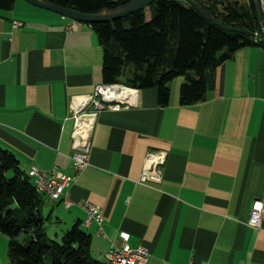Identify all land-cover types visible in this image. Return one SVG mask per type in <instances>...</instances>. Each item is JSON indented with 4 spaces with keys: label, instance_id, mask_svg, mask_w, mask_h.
<instances>
[{
    "label": "crops",
    "instance_id": "obj_1",
    "mask_svg": "<svg viewBox=\"0 0 264 264\" xmlns=\"http://www.w3.org/2000/svg\"><path fill=\"white\" fill-rule=\"evenodd\" d=\"M103 60L90 24L24 0L0 10V144L23 171L74 173L73 116L85 103L77 99L104 84ZM183 82L166 107L152 88L124 89L129 105L118 95L93 108L89 165L68 191L101 208L103 236L79 205L63 217L64 204L44 194V213L60 232L81 224L99 260L124 231L131 248L150 251L147 264H264V205L262 227L249 225L255 202L264 203V48L222 63L202 103L180 105ZM158 152L167 154L161 176L142 184Z\"/></svg>",
    "mask_w": 264,
    "mask_h": 264
},
{
    "label": "trees",
    "instance_id": "obj_2",
    "mask_svg": "<svg viewBox=\"0 0 264 264\" xmlns=\"http://www.w3.org/2000/svg\"><path fill=\"white\" fill-rule=\"evenodd\" d=\"M17 0H0L1 11ZM83 14L116 9L133 0H45ZM216 22L249 34L222 29L187 0H156L150 6L112 22L90 26L104 50L103 83L132 89H158L159 104H170L169 84L184 77L180 105L206 100L215 85V71L237 51L263 47L255 0H189ZM149 12V14H148ZM29 173L16 155L0 144V234L10 239V264H110L92 254L93 237L77 223L51 238V216Z\"/></svg>",
    "mask_w": 264,
    "mask_h": 264
},
{
    "label": "built area",
    "instance_id": "obj_3",
    "mask_svg": "<svg viewBox=\"0 0 264 264\" xmlns=\"http://www.w3.org/2000/svg\"><path fill=\"white\" fill-rule=\"evenodd\" d=\"M262 8L264 11V1L262 2ZM16 27L19 26L15 23ZM74 27H70L72 30ZM126 88L133 93L132 88H128L123 85H99L96 87L94 96L88 98H78L77 101H82L84 103V108L88 103H94L96 110H102L106 108V102H114L116 97L112 95L113 91L123 90ZM81 99V100H79ZM80 102V105L83 104ZM132 103V99L129 97H124V105H129ZM82 106V105H81ZM80 106V107H81ZM79 107V108H80ZM83 108V106H82ZM82 108L79 112L74 115L75 127L73 133L75 153L73 155L74 163V173L67 175L59 171L57 167H54L51 171H42L37 168L31 169V175L35 178V185H39V188L50 189L51 190V200L63 203L67 209L79 205L86 213V220L84 224L86 227L92 226L96 223L98 225V234L100 236L104 235L102 224L104 218L102 216V210L99 206L92 204L87 201L75 202L71 199L68 189L71 184L75 183L82 172L89 165V148H90V138H84L82 134H78L82 130L80 126V121H83L82 117L93 116L95 124V119L97 114L94 112L90 115H81ZM80 114V115H79ZM91 129V134L93 131ZM167 154L165 152L150 153L146 159V166L144 174L141 178V183L154 182L159 180L161 176V166L166 163ZM263 201L258 200L253 205L251 216L249 220V225L252 228L260 229L263 224ZM131 235L128 232H120L118 235V241L111 242V246L107 251L106 258L112 263L128 264L130 261H137L140 264H147L150 251L145 247L131 248L129 245ZM201 264H209L208 262H202Z\"/></svg>",
    "mask_w": 264,
    "mask_h": 264
},
{
    "label": "water",
    "instance_id": "obj_4",
    "mask_svg": "<svg viewBox=\"0 0 264 264\" xmlns=\"http://www.w3.org/2000/svg\"><path fill=\"white\" fill-rule=\"evenodd\" d=\"M24 1H26L27 3H29L35 7L54 12L56 14L63 16L64 18L71 19V20L76 21L78 23L95 24V23L112 22V21H115L117 19L126 17L128 15H131V14L137 12V11H140L143 8L150 6L156 0H133L124 6H121V7H118L116 9H112V10L105 9V10H102L100 13H97V14H83V13H80V12L75 11V10H71V9L63 8L61 6H57V5L52 4V3L45 1V0H24ZM187 2H189L192 6H194L207 20H209L213 24L221 27L222 29L227 30V31H231V32L249 34L246 30L227 27V26H224V25L216 22L212 17L205 14L203 12V10L200 7H198L194 2H191L189 0H187ZM255 2H256L257 9H258L261 29H262L263 37H264V11L262 8V1L261 0H255ZM263 41H264V38H263Z\"/></svg>",
    "mask_w": 264,
    "mask_h": 264
},
{
    "label": "rangeland",
    "instance_id": "obj_5",
    "mask_svg": "<svg viewBox=\"0 0 264 264\" xmlns=\"http://www.w3.org/2000/svg\"><path fill=\"white\" fill-rule=\"evenodd\" d=\"M262 2L264 1V0H261ZM148 14H149V12H148ZM180 78V80H185L184 79V77H179ZM179 78H176V79H179ZM175 79V80H176ZM175 80H174V82H175ZM174 82H171L170 84H169V87L171 88L172 87V84L174 83ZM82 99V98H81ZM81 99H79V100H81ZM90 105H93L92 107H90ZM96 105L94 104V103H88L87 105H86V107L83 109V111L81 112V115H90V114H92V110H93V108L95 107ZM94 110H95V108H94ZM79 112V111H78ZM75 114H76V112H75ZM74 114V115H75ZM80 115V114H79ZM74 117V116H73ZM72 185V184H71ZM59 208H61L63 211H62V216L63 217H65V213H66V210L68 211V209L65 207V205H63L62 207H60V206H58V208L57 209H59ZM48 209V208H47ZM45 213H47V212H45ZM46 216H48V213L47 214H45ZM64 219V218H63ZM46 226H47V228H48V232H49V235H50V237L51 238H54L55 237V233H62V232H60V231H58L57 230V227H56V225H54V223L53 222H51V221H47V223H46ZM9 243H10V239H9V237H7L6 235H3V234H0V264H10V261H9V259H8V256H7V251H8V247H9Z\"/></svg>",
    "mask_w": 264,
    "mask_h": 264
},
{
    "label": "bare ground",
    "instance_id": "obj_6",
    "mask_svg": "<svg viewBox=\"0 0 264 264\" xmlns=\"http://www.w3.org/2000/svg\"><path fill=\"white\" fill-rule=\"evenodd\" d=\"M124 89H126V88H123V90L113 91L112 95H114V96L120 95L121 97H125V94H127V91H124ZM120 91H122V92H120ZM119 106H120L119 104L113 105V107H119ZM82 119H84L83 121H80V126H81L82 130L79 131L77 135L82 134V136L84 138H90L91 129L93 127V122H94V117L93 116H86V117H82ZM28 173L30 174V176L33 179H35L34 176L31 175V170ZM36 187L40 193L45 194L51 198V190L50 189L39 188V185H36ZM107 261L111 264L110 260L107 259ZM112 264H121V263H112ZM128 264H140V263L137 261H130Z\"/></svg>",
    "mask_w": 264,
    "mask_h": 264
}]
</instances>
